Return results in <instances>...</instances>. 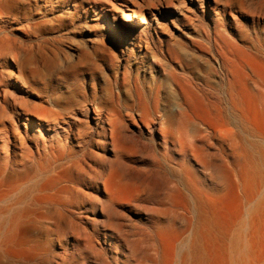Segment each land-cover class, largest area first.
Returning <instances> with one entry per match:
<instances>
[{"label":"bare ground","instance_id":"bare-ground-1","mask_svg":"<svg viewBox=\"0 0 264 264\" xmlns=\"http://www.w3.org/2000/svg\"><path fill=\"white\" fill-rule=\"evenodd\" d=\"M88 1L104 5L109 37L118 16L135 25L126 10L150 29L159 3L164 22L192 21L175 0ZM220 55L216 86L172 74L181 102L169 114L159 89L139 96L140 114H124L119 97L94 117L89 107L55 113L39 132L56 141L25 146L21 158L1 141L0 264H264V62ZM1 95L11 122V92ZM8 130L0 120V139Z\"/></svg>","mask_w":264,"mask_h":264},{"label":"rangeland","instance_id":"rangeland-1","mask_svg":"<svg viewBox=\"0 0 264 264\" xmlns=\"http://www.w3.org/2000/svg\"><path fill=\"white\" fill-rule=\"evenodd\" d=\"M175 1L184 3L182 10L192 21L164 22L163 3H159L146 13L153 21L150 29L126 10L135 25L123 27L118 16L119 31L110 37L101 25L104 5L94 7L88 0L3 1L0 37L7 35L10 40L1 43L0 59L6 56L13 73L10 81L5 80L8 66L1 64L0 77L5 81L0 89L11 92L8 108L13 121L1 116L9 130L0 147L1 141H7L21 158L25 146L36 150L42 140L56 141L46 130L39 132V124L47 128L55 113H81L89 107L94 117L96 109L113 110L116 97L124 114H140L139 96L153 100L160 89V109L169 114L181 102L172 74H187L216 86L221 51L238 64L264 62V0ZM172 15L176 17L178 11ZM169 41L176 57L167 55ZM142 129L147 127L142 124Z\"/></svg>","mask_w":264,"mask_h":264}]
</instances>
